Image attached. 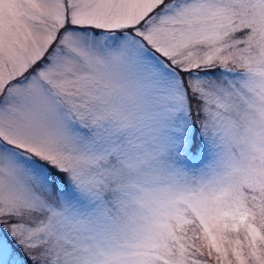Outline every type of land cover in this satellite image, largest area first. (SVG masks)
Instances as JSON below:
<instances>
[{"label":"snow or ice","instance_id":"6c2138e0","mask_svg":"<svg viewBox=\"0 0 264 264\" xmlns=\"http://www.w3.org/2000/svg\"><path fill=\"white\" fill-rule=\"evenodd\" d=\"M0 264H264V0H0Z\"/></svg>","mask_w":264,"mask_h":264}]
</instances>
